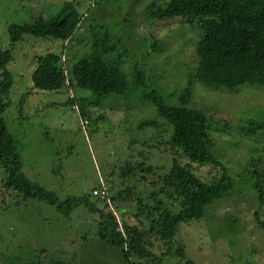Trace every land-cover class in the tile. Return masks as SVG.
I'll return each instance as SVG.
<instances>
[{
  "label": "rangeland",
  "instance_id": "rangeland-1",
  "mask_svg": "<svg viewBox=\"0 0 264 264\" xmlns=\"http://www.w3.org/2000/svg\"><path fill=\"white\" fill-rule=\"evenodd\" d=\"M64 1L0 0L1 44L5 49H13V59L8 64L14 84L12 103L5 112L7 125L20 143L25 173L60 197L92 196L103 180L112 193L121 188L133 198L132 184L121 185L119 174L126 162L139 157L138 149L157 167H170L174 158L187 160L170 147L154 145V140L167 139L170 134L166 123L158 127L147 124L156 116L154 105L135 101L136 107L128 111L121 103L130 97L139 99L134 92L130 97L97 99V95L78 82L72 91L68 87L57 91L36 89L32 80L37 66L35 56L49 51L62 54L71 76L78 81L73 54L88 52L93 33L108 28L117 44L116 52L121 54L118 65L128 77H132L135 65L158 69L165 81L156 84V88L164 91L165 99L173 103L174 94L187 85L197 58L200 24H189L186 20L153 21L150 16L153 7L166 5L169 0H77L81 12L87 14L68 47L70 54L64 52L61 40L53 38L27 34L22 41L12 43L10 24L45 20ZM156 38L161 42L156 48L159 50L154 51L152 42ZM195 89L198 92L192 106H208L212 117L233 125L232 133L219 142L216 153L240 182L238 175H246L247 164L253 156L257 157L260 145L256 138V142L245 139L237 126L264 117V85L243 84L232 91H216L196 82ZM137 90L141 93V89ZM26 93L22 113L21 100ZM74 95L86 97L90 114L85 120L70 99ZM206 96L207 101L202 98ZM209 170L205 167L198 172L209 178ZM3 176L4 169L0 166V188ZM248 176L247 173V179ZM250 184L236 186L232 192L210 202L204 218L182 223L178 238L185 245L187 259L165 256L160 264H264V230L257 227L255 216L256 210H260L264 219V205L259 207ZM231 218L240 221L232 232L228 231ZM128 219L132 224L139 223L132 216ZM99 223L100 214L89 212L85 206L67 216L54 205L39 200L17 206L16 199L9 197L6 204L0 194V261L8 264L9 257H14L20 262L33 260L35 264H53L57 259L64 260V264H137L127 261L119 247L98 235ZM161 244L156 243L158 254L164 247Z\"/></svg>",
  "mask_w": 264,
  "mask_h": 264
},
{
  "label": "trees",
  "instance_id": "trees-1",
  "mask_svg": "<svg viewBox=\"0 0 264 264\" xmlns=\"http://www.w3.org/2000/svg\"><path fill=\"white\" fill-rule=\"evenodd\" d=\"M79 6L77 0H66L55 14L45 20L10 24L12 43L22 41L27 34L53 38L61 40L64 52L70 54L68 47L73 44V37L82 27L87 14H83ZM150 16L155 22L170 19L200 24L197 58L187 85L180 93L174 94L173 103L165 99L164 91L156 88V84L161 85L165 81L158 69L135 65L132 77H128L118 65L121 54L116 52L117 44L113 42L108 28L93 33L88 52L83 50L73 54L78 81L74 75L71 76L67 59L53 51L35 56L37 66L32 73L34 88L41 90L57 91L68 87L72 91L75 82H78L97 95V99L119 95L130 97L134 92L139 99L130 97L121 105H126L128 111L136 107L137 101H141L142 105L146 102L154 105L156 116L152 123L149 120L147 124L158 127L166 123L170 131L167 139L154 140V145L170 147L176 154L187 158L184 161L174 158L170 167H157L149 162L150 158L143 150L138 149L139 157L121 167V185L132 184L133 198L126 196L124 189L112 193L108 185L107 188L121 213L124 231L120 229L105 198L94 195V192L92 196L95 199L87 194L62 198L25 173L20 143L5 118V112L12 103L10 94L14 75L8 64L13 59V49H5L0 40V166L4 169L0 194L3 201L7 204V199L12 197L16 199L17 206H21L30 200H39L54 205L67 216L85 206L89 212L100 214L98 235L107 243L119 247L127 261H137V264H160L165 256L187 259L185 245L178 238L180 225L204 218L207 205L232 192L236 186L247 187L251 182L249 189L255 191L259 207L264 205V167L261 168L264 166V155L260 154L264 153V117L250 119L237 126L245 139L251 138L256 142V138L260 145L257 157L253 156L247 164L246 175H238L240 183L216 153L220 148L219 142L227 133H232V123L212 117L208 106L191 104L197 97L196 82L216 91H232L243 84L264 85V0H169L166 5L153 7ZM160 42L157 38L153 40L154 51L159 50L156 48ZM137 88L141 89V93ZM27 95L21 100L22 113ZM202 98L205 101L208 99L207 96ZM70 99L85 120L90 114L86 97L76 98L74 95ZM205 167L210 168L209 178L198 172ZM129 216L139 223L129 222ZM255 216L257 227L264 230L260 210H256ZM239 223L238 219H228V231H235ZM158 242L164 246L159 254L155 251ZM17 259L9 257L6 263L35 264L33 260L20 262ZM187 262L191 263V260ZM53 264H64V260L57 259Z\"/></svg>",
  "mask_w": 264,
  "mask_h": 264
},
{
  "label": "built area",
  "instance_id": "built-area-1",
  "mask_svg": "<svg viewBox=\"0 0 264 264\" xmlns=\"http://www.w3.org/2000/svg\"><path fill=\"white\" fill-rule=\"evenodd\" d=\"M93 192H94V195L100 196V197L105 198L107 200V203L109 205V209L111 210L113 215L116 217V219L120 225V229L122 231H124L121 213L115 207L114 202L111 200V197L109 196L107 184L103 180H101V186L99 188L94 189Z\"/></svg>",
  "mask_w": 264,
  "mask_h": 264
}]
</instances>
